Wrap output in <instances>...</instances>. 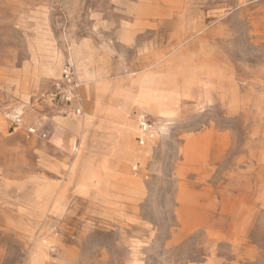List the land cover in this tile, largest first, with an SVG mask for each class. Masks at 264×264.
<instances>
[{
	"label": "rangeland",
	"instance_id": "rangeland-1",
	"mask_svg": "<svg viewBox=\"0 0 264 264\" xmlns=\"http://www.w3.org/2000/svg\"><path fill=\"white\" fill-rule=\"evenodd\" d=\"M110 104L151 157H110ZM0 264H264V0H0Z\"/></svg>",
	"mask_w": 264,
	"mask_h": 264
},
{
	"label": "built area",
	"instance_id": "built-area-1",
	"mask_svg": "<svg viewBox=\"0 0 264 264\" xmlns=\"http://www.w3.org/2000/svg\"><path fill=\"white\" fill-rule=\"evenodd\" d=\"M81 85L77 80L76 71L73 64L67 60L64 62L60 77L54 81L50 89L43 96L44 99L53 106L61 109L63 113L74 105L73 111L76 115H80L82 108L78 103L80 100ZM138 126L141 135L138 136L137 142L140 146H143L148 139H153L155 135V123L146 114L138 115ZM16 122L19 123V118H16ZM29 133L32 135L35 132L34 129H29ZM44 137L43 134L38 133Z\"/></svg>",
	"mask_w": 264,
	"mask_h": 264
},
{
	"label": "crops",
	"instance_id": "crops-1",
	"mask_svg": "<svg viewBox=\"0 0 264 264\" xmlns=\"http://www.w3.org/2000/svg\"><path fill=\"white\" fill-rule=\"evenodd\" d=\"M60 72H61V70H60ZM59 77H60V75H59ZM59 77L57 79H59ZM56 80H54V81H56ZM97 81L103 82L102 79H99ZM92 93L94 94V102H93L94 107L91 110L90 114H85L88 116V121H85V119L83 118L82 125L79 127L78 126L75 127V129H77V134H79L81 139L84 136L87 137L86 135H88L91 132L89 125H88L89 121L91 119H93L95 113L98 112L97 108L99 106L100 99H98L96 97V81L93 84H89V86L87 88L83 87V92H82V87H81V95L82 96L89 98L92 95ZM108 112L110 115L109 123L106 126L98 124L95 127V129H93V131L95 130L96 134H98V132L100 130L103 131L102 132L103 137H102L101 141L104 140L105 141L104 145H106L108 147L114 146L115 149L114 150H113V148L110 149L111 153H109V155L112 158H118L119 156L125 154V150L123 148L129 143L128 131L126 130V127H125V125H127V123H125L124 120H122V116H121L119 110L117 108H115L113 105L110 104ZM140 113H142V112H139V114ZM86 123H88V124L86 125ZM119 152H121V153L119 154Z\"/></svg>",
	"mask_w": 264,
	"mask_h": 264
},
{
	"label": "bare ground",
	"instance_id": "bare-ground-1",
	"mask_svg": "<svg viewBox=\"0 0 264 264\" xmlns=\"http://www.w3.org/2000/svg\"><path fill=\"white\" fill-rule=\"evenodd\" d=\"M100 83H102V82H100ZM135 86H137V85H135ZM134 105H136V106H138L140 108L145 107V108H149V109L155 110V111L158 110V108L160 107L159 106L160 104L157 103L156 100H149V99H147V100H141V102H139L137 104H134ZM15 111L17 113H21V109L20 108H16ZM130 111H131V109H127V110H125V112L123 111L124 112V116H125V121H126L125 123H127L126 130L128 131V141H129V143L123 148L125 150V154H124L123 158H121V160H123L125 162H130L134 158H136V159H144L146 157V154L147 153L151 157V155L154 152V139H148L147 140V143H146L147 144V147H146L147 149H144V148L143 149H138V148H136L134 146V139H135V137L140 136L141 133H140V130H139L138 122L137 121L133 122L130 119ZM163 131H165V128H163L161 126L155 127L156 134L161 133ZM126 182L128 184H131V185H139V183L136 180H133V179H128V180H126Z\"/></svg>",
	"mask_w": 264,
	"mask_h": 264
}]
</instances>
